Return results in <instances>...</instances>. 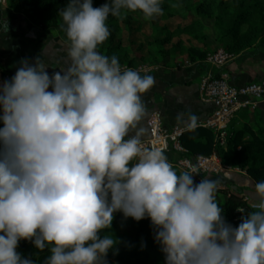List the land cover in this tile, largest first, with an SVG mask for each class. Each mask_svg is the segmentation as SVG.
I'll return each instance as SVG.
<instances>
[{"label":"clouds","instance_id":"1","mask_svg":"<svg viewBox=\"0 0 264 264\" xmlns=\"http://www.w3.org/2000/svg\"><path fill=\"white\" fill-rule=\"evenodd\" d=\"M161 5L68 0L58 15L71 63L50 72L39 56L22 58L0 84V264H36L17 251L21 240L48 249L45 264H108L119 241L100 234L118 212L150 219L165 264H264V181L253 185L254 211L229 223L218 179L196 183L195 169L178 174L162 148L146 146L143 95L155 77L97 50L109 16L151 20ZM175 120L194 131L199 117L189 109Z\"/></svg>","mask_w":264,"mask_h":264},{"label":"rangeland","instance_id":"2","mask_svg":"<svg viewBox=\"0 0 264 264\" xmlns=\"http://www.w3.org/2000/svg\"><path fill=\"white\" fill-rule=\"evenodd\" d=\"M105 2L106 0H93V6L98 7ZM67 4L68 0H0V22L5 19L9 25L12 22H25L31 30H37L38 41L59 36L62 41L70 44L65 32L66 26L58 15L59 10ZM258 5L264 6V0H162L163 14L151 20L145 19L139 11L124 10L121 17L109 16L107 25L110 36L97 50L107 56L116 55L122 68L138 71L162 63L172 65L189 61L191 56L188 49L191 46L203 45L206 48L205 55L221 49L234 56L259 42L263 44L264 10L245 18L240 24L234 25L231 20L244 8L255 10ZM186 28H193L194 31L182 32ZM10 32L11 29L7 32L0 31V70L4 78H11L15 74L23 58L20 44L10 42ZM241 120L243 122L237 127L243 123L251 127H264V115L251 112ZM2 126L0 122V127ZM229 166L233 168L229 175L240 178L249 176L237 163ZM232 184L221 187L216 193L218 204L225 209L233 200L240 199L250 207L255 202L253 189L245 194L244 191H235ZM246 197L248 200L245 201ZM250 209L254 211L251 207ZM114 222L121 228L120 235L126 241H138L145 247L148 257L136 262L120 253L109 251L108 263H164V253L154 239V227L149 218L136 221L131 217L125 218L123 213L118 212ZM145 235L151 236L146 238ZM26 242L28 241H20L18 252L21 253V247Z\"/></svg>","mask_w":264,"mask_h":264},{"label":"crops","instance_id":"3","mask_svg":"<svg viewBox=\"0 0 264 264\" xmlns=\"http://www.w3.org/2000/svg\"><path fill=\"white\" fill-rule=\"evenodd\" d=\"M8 29H11L9 33L10 42L20 44L23 58L34 61L39 56L40 60L48 66L50 72L66 68L71 63L68 55L70 44L62 41L59 36L43 38L38 41L37 30H31L25 22H18V24L12 22ZM261 41H263V44L259 42L256 46L234 55L229 66L233 85L243 86L260 82L263 79L264 37ZM190 49L194 51H190ZM205 49L203 45L191 46L188 49L191 56L189 61L177 62L172 65L162 63L140 71L141 75H152L157 81L156 85L143 95L147 109L142 121L145 128L147 120L155 111L161 112L165 124L169 127L182 126L175 120L178 112L190 109L197 114L199 121L204 120L212 113L213 107L210 104L203 103L200 99L202 79L208 74L216 72L214 68L205 63ZM248 113L251 112L239 116L232 128H239L237 127L238 124L240 125V122H243L241 119ZM253 113L264 115V105ZM210 178L218 179L221 185L220 188L230 186V183H233L231 187L235 191H244L245 194L253 189V185L256 183L250 176L240 178L228 174Z\"/></svg>","mask_w":264,"mask_h":264},{"label":"built area","instance_id":"4","mask_svg":"<svg viewBox=\"0 0 264 264\" xmlns=\"http://www.w3.org/2000/svg\"><path fill=\"white\" fill-rule=\"evenodd\" d=\"M233 58L234 56L221 49L207 54L205 58V63L216 72L202 79L200 99L203 103L210 104L213 111L198 122L197 128L207 129L213 135L214 150L210 155H195L185 148L182 138L187 129L183 126H167L161 112L155 111L146 122V146L155 144L162 148L176 170L183 172L195 169L199 173L194 177L196 182L204 177H220L233 172L231 166L223 163L219 149L227 146L230 130L240 115L258 111L264 105V77L260 82L243 86L231 83L229 66ZM8 79V76L3 77L0 70V84Z\"/></svg>","mask_w":264,"mask_h":264},{"label":"trees","instance_id":"5","mask_svg":"<svg viewBox=\"0 0 264 264\" xmlns=\"http://www.w3.org/2000/svg\"><path fill=\"white\" fill-rule=\"evenodd\" d=\"M264 10V6L258 5L255 10L245 9L234 15L232 22L234 25L244 22L245 18L252 16L257 12ZM256 11V12H255ZM235 27V26H234ZM193 28H186L182 32H193ZM190 51H194L190 49ZM201 56V55H200ZM207 55L204 56L206 58ZM182 144L185 148L195 155H210L214 150V138L212 133L204 128H196L194 131L187 130L182 138ZM219 154L226 165L238 166L246 170L249 176L255 182L264 181V127H251L243 124L239 128H232L228 144L225 148L219 149ZM238 192V191H237ZM252 210L242 200L235 199L228 208L224 209L225 219L233 226H238L242 218ZM121 228L113 220L111 229H106L101 232V237L104 235H111L118 239L115 250L112 252L120 253L123 256L130 258L136 262L146 260L148 253L141 243H130L126 241L125 237L120 235ZM146 238L151 235H145ZM154 242V239L151 238ZM23 257L32 258L36 264H45V260L50 255V251L45 249L43 251L34 247L30 241L26 242L21 247ZM110 264V263H108ZM165 264V259L164 263Z\"/></svg>","mask_w":264,"mask_h":264}]
</instances>
